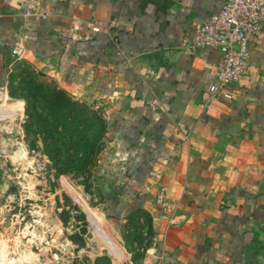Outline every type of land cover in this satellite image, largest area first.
Listing matches in <instances>:
<instances>
[{
    "label": "crops",
    "instance_id": "1",
    "mask_svg": "<svg viewBox=\"0 0 264 264\" xmlns=\"http://www.w3.org/2000/svg\"><path fill=\"white\" fill-rule=\"evenodd\" d=\"M222 3L0 0V94L17 48L41 78L102 106L105 204L148 207L162 229L145 264H264V28L230 98L210 91L218 50L190 48Z\"/></svg>",
    "mask_w": 264,
    "mask_h": 264
},
{
    "label": "rangeland",
    "instance_id": "2",
    "mask_svg": "<svg viewBox=\"0 0 264 264\" xmlns=\"http://www.w3.org/2000/svg\"><path fill=\"white\" fill-rule=\"evenodd\" d=\"M13 55L0 94V264H145L162 229L148 207L117 216L105 204L102 106Z\"/></svg>",
    "mask_w": 264,
    "mask_h": 264
},
{
    "label": "built area",
    "instance_id": "3",
    "mask_svg": "<svg viewBox=\"0 0 264 264\" xmlns=\"http://www.w3.org/2000/svg\"><path fill=\"white\" fill-rule=\"evenodd\" d=\"M264 28V0H223L218 12L197 27L196 38L190 48L212 47L218 50L219 59L214 65L211 92H224L223 87L239 81L247 73L249 46ZM14 54L21 51L17 48ZM157 202L165 204V191L160 190Z\"/></svg>",
    "mask_w": 264,
    "mask_h": 264
},
{
    "label": "water",
    "instance_id": "4",
    "mask_svg": "<svg viewBox=\"0 0 264 264\" xmlns=\"http://www.w3.org/2000/svg\"><path fill=\"white\" fill-rule=\"evenodd\" d=\"M3 123H4V120H3V119H0V135H1L2 132H3L2 129H1ZM256 232H257L258 236L260 237V239H259L260 244H258V247H259L262 251H264V230L261 229V228H258V229H256Z\"/></svg>",
    "mask_w": 264,
    "mask_h": 264
},
{
    "label": "bare ground",
    "instance_id": "5",
    "mask_svg": "<svg viewBox=\"0 0 264 264\" xmlns=\"http://www.w3.org/2000/svg\"><path fill=\"white\" fill-rule=\"evenodd\" d=\"M6 118V117H5ZM1 119H4V118H1Z\"/></svg>",
    "mask_w": 264,
    "mask_h": 264
}]
</instances>
